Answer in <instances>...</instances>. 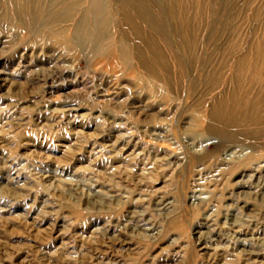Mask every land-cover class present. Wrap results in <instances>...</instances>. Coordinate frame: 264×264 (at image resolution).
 Segmentation results:
<instances>
[{"label": "rangeland", "instance_id": "1", "mask_svg": "<svg viewBox=\"0 0 264 264\" xmlns=\"http://www.w3.org/2000/svg\"><path fill=\"white\" fill-rule=\"evenodd\" d=\"M153 1L168 44L119 0L101 41L94 0H0V264H264V146L209 132L206 78L264 0Z\"/></svg>", "mask_w": 264, "mask_h": 264}, {"label": "bare ground", "instance_id": "2", "mask_svg": "<svg viewBox=\"0 0 264 264\" xmlns=\"http://www.w3.org/2000/svg\"><path fill=\"white\" fill-rule=\"evenodd\" d=\"M119 1L121 2L119 6L121 22L129 27L134 35H140L143 24L153 29L152 31L158 33L168 44L161 13L153 0ZM103 5L105 0H94L92 5V8L95 7L99 13V21L94 26L96 41H101L111 26L110 14L103 10ZM181 8L184 7L180 6L176 0H170L168 17L172 21H179L182 16V14L179 15ZM36 16L32 13L31 21H34ZM186 19L180 20L182 27L187 26ZM202 23H204L203 18ZM89 25L88 18L84 16L77 30L81 38L89 36L92 32ZM258 48L252 56L239 58L232 68L225 66L220 70L213 69L207 75V85L208 88L213 89L212 92L221 87L225 88L224 92L213 100L207 119L210 126L209 132L224 140L239 137L264 146V40L259 41ZM156 49L155 46L151 48L154 54L152 65L165 69L164 57Z\"/></svg>", "mask_w": 264, "mask_h": 264}]
</instances>
